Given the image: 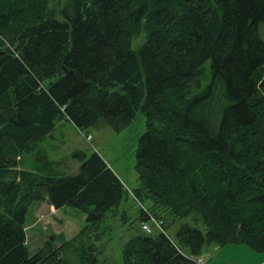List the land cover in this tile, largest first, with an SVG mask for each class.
<instances>
[{
    "label": "trees",
    "instance_id": "1",
    "mask_svg": "<svg viewBox=\"0 0 264 264\" xmlns=\"http://www.w3.org/2000/svg\"><path fill=\"white\" fill-rule=\"evenodd\" d=\"M261 27L264 0H0V264L104 262L99 233L48 238L32 254L25 242L33 200L99 227L125 191L103 157H79L73 175L45 154L33 170L17 165L57 120L120 131L139 110L135 194L151 200L139 222H182L175 240L135 229L121 264H199L189 255L209 245L264 253Z\"/></svg>",
    "mask_w": 264,
    "mask_h": 264
},
{
    "label": "rangeland",
    "instance_id": "2",
    "mask_svg": "<svg viewBox=\"0 0 264 264\" xmlns=\"http://www.w3.org/2000/svg\"><path fill=\"white\" fill-rule=\"evenodd\" d=\"M52 1L50 0V3ZM260 34L264 39V27H261ZM133 37L132 46L136 48L143 35ZM145 130L146 116L140 110L137 111L133 120L120 131H114L106 125L92 126L80 131L69 120L60 119L55 122L51 136L39 142L34 150L22 153L17 165L19 169L33 170L38 163L36 157L45 154L49 160L55 162V168L61 174L73 175L78 172L81 163L79 157L88 156L96 151L115 172L125 189L119 203L107 211L96 230H84L86 215L78 208L64 205L58 208L60 209L58 213L52 214L48 210L46 200L31 201L25 217V242L30 254L44 239L53 238L57 245V242L63 243V241L72 239L81 230V233H99V239L95 242L100 250L99 260H104L102 264L122 263L123 244L135 229L137 231L140 229L141 206L146 208L151 206L149 198H139L135 194L141 185L136 167V150L138 139ZM87 134L91 135V140L86 139ZM180 222H182L180 219L165 222L164 230L170 239L175 240V232ZM155 231L158 229L155 228L153 232ZM85 242L88 245L92 240L85 239ZM250 249L244 244H230L224 247L209 245L203 251L202 257L205 261L203 263H209L212 258H217L220 254L223 256L220 259L221 264H239V262L258 264L255 258L262 256L250 254L248 251H253Z\"/></svg>",
    "mask_w": 264,
    "mask_h": 264
},
{
    "label": "built area",
    "instance_id": "3",
    "mask_svg": "<svg viewBox=\"0 0 264 264\" xmlns=\"http://www.w3.org/2000/svg\"><path fill=\"white\" fill-rule=\"evenodd\" d=\"M86 138L88 140L91 138V136L87 135ZM154 227L161 232H164L163 222L161 219L149 215V220L141 221V228L146 233H151ZM189 257L199 264H202L204 262V258L202 256L189 255Z\"/></svg>",
    "mask_w": 264,
    "mask_h": 264
},
{
    "label": "crops",
    "instance_id": "4",
    "mask_svg": "<svg viewBox=\"0 0 264 264\" xmlns=\"http://www.w3.org/2000/svg\"><path fill=\"white\" fill-rule=\"evenodd\" d=\"M109 166V165H108ZM47 205H48V210H49V212H51L52 214H55V213H58V211L60 210V209H55L53 206H51V205H49L48 203H47ZM45 240V239H44ZM62 244V242H57V245H61ZM236 245H238V244H236ZM247 247V246H246ZM249 248V247H248ZM246 250H248V249H246ZM251 250V249H250ZM248 252H250V254H257V255H259V256H262V257H259V258H255V261H256V259H257V263L258 264H264V254L263 253H255V252H253V251H248ZM208 253V252H207ZM205 255L207 256V254L205 253ZM222 257L223 256H220V254L217 256V258H212L211 259V261L209 262V263H206V264H221V262H220V259H222ZM236 264H238V263H236ZM239 264H241L240 262H239Z\"/></svg>",
    "mask_w": 264,
    "mask_h": 264
}]
</instances>
